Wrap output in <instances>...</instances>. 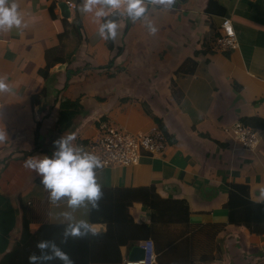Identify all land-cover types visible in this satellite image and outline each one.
Returning <instances> with one entry per match:
<instances>
[{"label":"crops","instance_id":"1","mask_svg":"<svg viewBox=\"0 0 264 264\" xmlns=\"http://www.w3.org/2000/svg\"><path fill=\"white\" fill-rule=\"evenodd\" d=\"M15 2L22 25L0 31V79L11 89L0 92V261L19 243L24 215L32 231L91 218L87 201L76 208L67 198L53 202L34 170L22 183L8 176L10 165L17 163L18 173L26 160L50 157L62 136H74L72 146L81 150L103 123L149 133L156 118L173 139L165 155L97 169V182L101 190L155 187L165 201L186 202L189 224L152 225V211L134 204L129 215L151 227L149 238L121 248L120 259L114 247L106 256L115 260L93 264L138 260L135 244L146 240L155 244L157 264H264V0H174L167 10L146 0L154 34L121 14L84 13V0ZM225 19L239 42L231 53L215 49ZM105 20L117 23L112 40L98 34ZM44 89L47 96L33 104ZM79 98L81 115L60 134L58 100ZM235 122L260 133L254 153L236 140ZM92 225L97 234L108 230Z\"/></svg>","mask_w":264,"mask_h":264},{"label":"trees","instance_id":"2","mask_svg":"<svg viewBox=\"0 0 264 264\" xmlns=\"http://www.w3.org/2000/svg\"><path fill=\"white\" fill-rule=\"evenodd\" d=\"M111 18L113 19L114 16ZM51 68L52 66H47V71L45 72L48 74ZM106 68H110V66ZM46 96L47 90L44 89L39 95L34 97L33 104L40 103V98ZM58 103H60L61 111L57 128L60 134H64L72 127L74 121L79 118L83 106L81 105V98L75 101L68 99L64 101L58 100ZM155 122L168 135L163 122L156 118ZM169 139L170 143H173L171 136H169ZM48 154L51 157L52 152ZM233 188L238 192L249 193V188L246 186L234 185ZM134 204H142L152 211V225L164 224L167 220L174 224H189L191 213L186 202L165 201L160 197L155 187L106 189L102 190L98 208L93 209L91 206L90 218L91 224H106L108 226L106 233L96 235L88 233L82 237H68L65 239L64 232L68 225L45 224L37 231H32L31 222L24 215L21 224L20 241L14 250L2 258L0 264H29V255L33 253L40 255V250L36 248V244L41 240L49 241L61 248L68 254L74 264L111 262L115 259L111 256H106V252L111 251L114 247L120 259L121 248L132 244L136 239H148L151 234V227L145 228L135 224L133 218L129 215V210ZM243 204L245 205L246 203L243 202ZM164 207L169 209L167 212L168 217H166ZM258 207L262 208L264 205ZM156 252L158 254V251ZM38 264H63V262L52 259L40 261Z\"/></svg>","mask_w":264,"mask_h":264},{"label":"clouds","instance_id":"3","mask_svg":"<svg viewBox=\"0 0 264 264\" xmlns=\"http://www.w3.org/2000/svg\"><path fill=\"white\" fill-rule=\"evenodd\" d=\"M151 3L167 10L172 7L174 0H151ZM112 10L126 16L132 22L144 23L151 34L157 31L153 23L147 19L146 0H84L82 6L84 13H93L96 18L105 17L108 11ZM21 25L22 16L15 0H0V31L19 28ZM116 30L117 23L114 20H105L100 24L98 34L103 39H114L117 35ZM10 91L9 85L0 79V92ZM5 135L6 133L0 130V140H3ZM73 140L72 135L62 136L53 142L55 151L51 157L47 155L42 158L32 157L25 161V167L34 170L42 178L41 184L48 191L51 201L67 198V204L71 208H76L87 201L93 209H96L102 196L96 170L103 164L95 154L74 148ZM88 233L97 234L91 223L80 221L75 224L70 223L65 229L64 236L65 239L78 238ZM36 248L40 250V255L35 253L29 255V264L52 259L59 260L63 264H74L68 254L54 243L41 240L36 244Z\"/></svg>","mask_w":264,"mask_h":264},{"label":"built area","instance_id":"4","mask_svg":"<svg viewBox=\"0 0 264 264\" xmlns=\"http://www.w3.org/2000/svg\"><path fill=\"white\" fill-rule=\"evenodd\" d=\"M110 13L111 15H119L115 10L110 11ZM238 48V37L232 21L225 19L217 37L215 49L221 53H231ZM1 108L2 101L0 97ZM230 128L245 151L254 153L261 145L262 137L260 133L250 126L235 122ZM99 129L98 135L91 139L81 151L91 152L98 156L103 164L101 168L137 166L144 155L160 157L165 155L171 146L169 136L158 126L145 134H133L121 126L108 123H103ZM135 245L143 251V256L138 260L127 261L126 264L158 263V254L152 240L139 241Z\"/></svg>","mask_w":264,"mask_h":264},{"label":"rangeland","instance_id":"5","mask_svg":"<svg viewBox=\"0 0 264 264\" xmlns=\"http://www.w3.org/2000/svg\"><path fill=\"white\" fill-rule=\"evenodd\" d=\"M16 165L18 164L13 163L12 165H10L9 169L7 170L8 176L10 177L11 175H14L13 181H19V182L24 183L22 180H26L27 177H30V175L33 173V170L25 167V164H23L21 169H19L18 173H15L14 169L16 168Z\"/></svg>","mask_w":264,"mask_h":264},{"label":"water","instance_id":"6","mask_svg":"<svg viewBox=\"0 0 264 264\" xmlns=\"http://www.w3.org/2000/svg\"><path fill=\"white\" fill-rule=\"evenodd\" d=\"M59 7H60V9L62 11L63 18L64 19H69L70 16H71V13H70V10H69L68 6L65 3H61L59 5ZM65 69H66V66H64V65L60 66L58 68V70H65ZM69 74H71V72ZM136 254H137L138 258H142L143 251L138 248L137 250H134V252H133V255H136Z\"/></svg>","mask_w":264,"mask_h":264}]
</instances>
